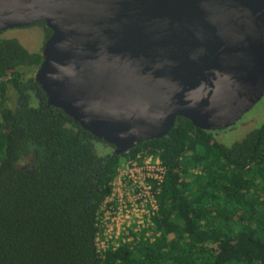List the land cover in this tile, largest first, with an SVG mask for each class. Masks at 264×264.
<instances>
[{
	"label": "trees",
	"instance_id": "trees-1",
	"mask_svg": "<svg viewBox=\"0 0 264 264\" xmlns=\"http://www.w3.org/2000/svg\"><path fill=\"white\" fill-rule=\"evenodd\" d=\"M34 26L45 42L51 31ZM41 62L17 39L0 40V264H264V122L227 147L224 129L179 117L162 139L115 156L24 77ZM146 148L159 149L166 168L153 219L160 236L102 259L95 213L116 168Z\"/></svg>",
	"mask_w": 264,
	"mask_h": 264
},
{
	"label": "water",
	"instance_id": "water-1",
	"mask_svg": "<svg viewBox=\"0 0 264 264\" xmlns=\"http://www.w3.org/2000/svg\"><path fill=\"white\" fill-rule=\"evenodd\" d=\"M40 22L47 106L115 156L179 117L230 129L264 96V0H0V32Z\"/></svg>",
	"mask_w": 264,
	"mask_h": 264
},
{
	"label": "built area",
	"instance_id": "built-area-1",
	"mask_svg": "<svg viewBox=\"0 0 264 264\" xmlns=\"http://www.w3.org/2000/svg\"><path fill=\"white\" fill-rule=\"evenodd\" d=\"M165 177L157 148L139 150L116 168L94 217V247L102 259L123 245L154 242L160 236L153 219Z\"/></svg>",
	"mask_w": 264,
	"mask_h": 264
},
{
	"label": "rangeland",
	"instance_id": "rangeland-1",
	"mask_svg": "<svg viewBox=\"0 0 264 264\" xmlns=\"http://www.w3.org/2000/svg\"><path fill=\"white\" fill-rule=\"evenodd\" d=\"M17 39L19 43L30 53L40 54L44 44V31L42 28L26 27L6 30L0 32V40ZM36 68L23 70L24 77H33ZM8 106L14 107L13 93L8 94ZM251 121V122H250ZM264 122V96L234 127L217 132L218 141L227 147L241 140L253 129H256Z\"/></svg>",
	"mask_w": 264,
	"mask_h": 264
},
{
	"label": "flooded vegetation",
	"instance_id": "flooded-vegetation-1",
	"mask_svg": "<svg viewBox=\"0 0 264 264\" xmlns=\"http://www.w3.org/2000/svg\"><path fill=\"white\" fill-rule=\"evenodd\" d=\"M251 122V121H250Z\"/></svg>",
	"mask_w": 264,
	"mask_h": 264
}]
</instances>
